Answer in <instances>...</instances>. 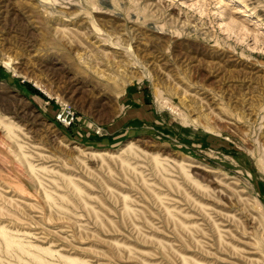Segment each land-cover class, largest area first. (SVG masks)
<instances>
[{"label":"rangeland","instance_id":"374dc122","mask_svg":"<svg viewBox=\"0 0 264 264\" xmlns=\"http://www.w3.org/2000/svg\"><path fill=\"white\" fill-rule=\"evenodd\" d=\"M72 258L264 264V0H0V264Z\"/></svg>","mask_w":264,"mask_h":264},{"label":"bare ground","instance_id":"6f19581e","mask_svg":"<svg viewBox=\"0 0 264 264\" xmlns=\"http://www.w3.org/2000/svg\"><path fill=\"white\" fill-rule=\"evenodd\" d=\"M224 1H226V0H224ZM1 229H2V231H1V233H2L4 230H3V228H1ZM2 234H3V233H2ZM4 234L7 235L8 233H4ZM4 236H5V235H4ZM7 236H8V235H7ZM7 236H5V238H6ZM9 237H10V236H9ZM9 237L6 238V241L9 243V245H12V244H11V243H12V242H11L12 239L10 240ZM13 242H15V240H13ZM19 244H20V243H19ZM72 260H73V258H72ZM72 260H70V261H72ZM72 262H73L74 264H79L78 260H77V261H76V260H73ZM46 264H48V263H46Z\"/></svg>","mask_w":264,"mask_h":264}]
</instances>
